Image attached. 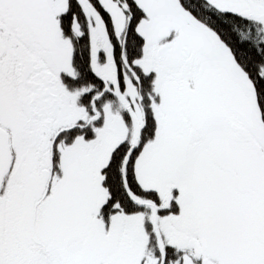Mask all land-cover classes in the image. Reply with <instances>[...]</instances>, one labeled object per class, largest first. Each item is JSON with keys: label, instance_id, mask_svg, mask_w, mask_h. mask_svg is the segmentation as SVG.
I'll return each instance as SVG.
<instances>
[{"label": "snow or ice", "instance_id": "obj_1", "mask_svg": "<svg viewBox=\"0 0 264 264\" xmlns=\"http://www.w3.org/2000/svg\"><path fill=\"white\" fill-rule=\"evenodd\" d=\"M0 264H264V0H0Z\"/></svg>", "mask_w": 264, "mask_h": 264}]
</instances>
